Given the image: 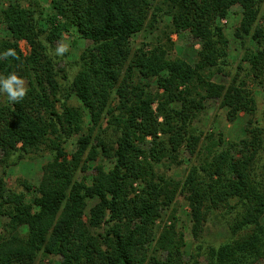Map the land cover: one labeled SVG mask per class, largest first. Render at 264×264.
Returning a JSON list of instances; mask_svg holds the SVG:
<instances>
[{"label": "trees", "instance_id": "trees-1", "mask_svg": "<svg viewBox=\"0 0 264 264\" xmlns=\"http://www.w3.org/2000/svg\"><path fill=\"white\" fill-rule=\"evenodd\" d=\"M258 3L50 0V11L37 15L31 4L18 1L0 8V54L11 48L18 57L0 59V75L14 72L28 89L18 103L0 93V150L43 149L50 156L36 187L24 183V190L15 191L0 184V216L8 218L9 234L0 241V264H35L40 253L58 256L60 264H200L194 254L184 255L175 212L166 214L178 191L186 193L194 235L205 201L210 206L204 210L227 208L233 215L229 238L206 245L207 264L264 259V112L262 125L252 119L257 103L248 86L261 83L264 74ZM236 4L238 30L255 47L245 50L229 75L227 39L213 22ZM142 30L161 31L166 42L150 40L133 49L130 38ZM184 30L199 39L192 61L170 54V34ZM64 34L91 44L61 88L58 56L49 48ZM22 39L30 46L27 56L19 49ZM218 72L229 76L227 85L212 80ZM210 99L219 100L229 122L241 112L248 116L243 138L226 141L212 132L203 137L195 128ZM74 136L69 156L65 143ZM98 156L113 158V165L98 164L90 178L77 179V171ZM191 157L183 181L167 173Z\"/></svg>", "mask_w": 264, "mask_h": 264}, {"label": "rangeland", "instance_id": "rangeland-1", "mask_svg": "<svg viewBox=\"0 0 264 264\" xmlns=\"http://www.w3.org/2000/svg\"><path fill=\"white\" fill-rule=\"evenodd\" d=\"M10 1H18L20 4H31L32 10L35 14L40 10L44 12L50 11V0H0V8L6 6ZM155 2V0H154ZM259 12L257 22L259 24L264 23V0H258ZM227 16L222 19L215 18L214 24H219L223 27V32L227 39V59L228 65L225 70L232 75L236 67L240 64L241 58L247 48H254V42L249 36H242L238 30L239 22L241 20V8L239 5L232 6L227 11ZM43 25L44 21H40ZM5 29L3 24L0 23V38L5 35ZM171 56L180 57L187 61H192L195 57V52L199 48V39L194 37L189 30L180 31L178 33H171ZM166 42V35L161 31L154 33H148L142 30L130 38L132 48H136L143 43H148L150 40L155 42ZM66 42L70 45L69 51L63 56L55 58L56 67L60 68L59 76L57 80L60 82L61 88L65 86L64 78L71 77L78 69L77 60L80 53L91 44L89 40L81 39L76 34L68 35L64 34L62 39L55 42L53 46L49 48V53L54 54V50L57 47L58 42ZM19 49L23 56H27L30 52V46L22 39L18 42ZM229 76L222 73H216L212 80L217 83L227 85L229 82ZM27 85V84H26ZM253 90L256 97L257 110L253 120L262 125L263 112H264V74L261 79V83H251L248 85ZM150 89L152 92L156 90V83L152 81L150 83ZM59 108V103H56ZM155 107V104H153ZM226 109L220 106L218 99H210L205 102V108L200 114L199 118L194 122L195 128L203 132L204 135L212 133H220L226 141H238L243 138L246 134L245 128L248 121V116L241 112L234 122H229L226 119ZM105 120L103 126H105ZM110 131V130H108ZM77 136L70 138L65 143V150L67 154H70L76 148ZM185 159H189L187 152H184ZM50 158L47 152L41 150H34L31 152L24 153L23 151L10 153L9 155L4 154L0 150V184L4 183L7 187L15 191H22L25 189L24 183L36 187L41 179L43 166ZM194 161L191 157L189 163L182 164L179 166H170L167 173L176 179L183 181L189 171V166ZM113 158H105L98 156L95 160H88L84 171H77L76 178L81 177L90 178L94 172V167L98 164H102L105 169L110 168L113 165ZM95 203V200H91L88 203V208ZM210 206L207 201L203 203L202 211L204 215L202 217V223L200 230L196 235L193 234L191 226L190 216V205L187 201L186 193L180 191L177 192L174 200L170 207L167 209L166 214L168 215L171 210L175 212L176 227L183 231L185 239L184 255L188 257L190 254H194L199 260L200 264H207L204 251L206 245L209 243H218L227 240L230 236L229 225L233 220V215L227 208L204 210ZM167 215L164 216L166 219ZM8 218L6 216H0V241L4 240L7 234L6 224ZM160 224V223H159ZM25 228L22 226L18 228V234L23 235ZM43 259L45 264H60L58 256H43L41 253L37 256L35 264L39 263ZM252 264H264V259L259 258Z\"/></svg>", "mask_w": 264, "mask_h": 264}, {"label": "clouds", "instance_id": "clouds-1", "mask_svg": "<svg viewBox=\"0 0 264 264\" xmlns=\"http://www.w3.org/2000/svg\"><path fill=\"white\" fill-rule=\"evenodd\" d=\"M70 45L66 42H58L54 50L56 56H63L69 51ZM8 57L17 58L14 49H7L0 54V59H7ZM26 81L16 73H9L7 76L0 75V93L7 95L9 101L13 103L20 102L27 95Z\"/></svg>", "mask_w": 264, "mask_h": 264}]
</instances>
